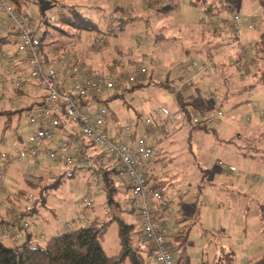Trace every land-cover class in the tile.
<instances>
[{"label": "rangeland", "instance_id": "rangeland-1", "mask_svg": "<svg viewBox=\"0 0 264 264\" xmlns=\"http://www.w3.org/2000/svg\"><path fill=\"white\" fill-rule=\"evenodd\" d=\"M8 1L16 8V0ZM23 1L20 12L35 23L39 20L38 4L46 9V18L51 12L46 7L54 6L48 0ZM190 2L59 0L65 7L77 8L96 29L80 32L76 38H67L65 44L68 46L62 53L64 60H61L65 62L64 66L58 62H51V65L65 68L76 62L86 72L112 78L130 74L140 66L146 69L141 87L133 90L132 85H129L124 90L102 93V106L117 118L115 130L118 128L120 131L129 120L136 118H150L158 125L156 112L162 108L170 112L178 122L177 126L183 122L185 127L192 126L180 112L177 97L183 102H195L198 108L187 106L191 118L221 112L223 116L215 120L211 131L202 133L199 138L204 148L200 153L204 165L187 167L191 152L185 147V131L172 138L161 134L157 127L152 132L149 139L156 144L159 157L151 158L148 163H161L165 159L167 164H157L151 173L158 180L176 176V181H195L191 186L197 188L195 193L175 196L172 201H168L163 216L158 218L164 227V238L175 262L183 258L186 264H218L215 255L234 254L229 264H264V78L258 84L254 82L258 74L264 72V60L256 54V66L250 73L240 75L235 71L236 58L240 63L241 52L247 53L249 50L246 47L253 48L261 34H264V15L259 0H235L241 20V28L237 33L239 40L227 43L225 39L219 53H216L207 49L206 42L219 43L221 38H215L213 28L227 31V23L214 18L213 28L208 27L209 22H203L205 16L201 10ZM166 5L174 6V9L163 16L157 12V8ZM248 26L252 28L248 29ZM191 62L198 63V66L184 74L182 69ZM229 66H232L234 75L231 79L228 77L227 85L223 86L219 70L223 68L225 71ZM0 79L3 81L0 110L17 113L12 119L11 129L6 130L0 139L4 141L2 149L22 148L27 135L25 117L32 105L40 101L42 92L26 84L21 90L22 94L17 95L10 84L14 80L13 75L0 72ZM239 88L245 90L239 92ZM1 127L0 124V132ZM71 127V124H65L66 129ZM141 127L138 134L145 135V129ZM174 128L168 127L170 134L175 133ZM230 140L232 144H229ZM251 146L257 147V150H252ZM96 151L103 155L102 150ZM219 162L232 165L235 171L232 174L222 172ZM148 163L145 167L147 173ZM43 165L37 176L30 177L37 183L29 188L23 182L29 181L25 171L26 162L13 164L7 169L0 189V199L3 201L0 219L6 222L9 221L6 206L11 205L19 212L25 206H32L41 193L48 196L46 209L40 210L41 214L38 215L39 222L30 217L24 218L29 225L27 230L35 233V241L39 244H44L48 236L65 230L66 224H71V229L78 228L76 219L80 210L75 207V203L90 190L96 191L87 169L79 168L70 172L71 169L47 160H44ZM38 176L42 178H35ZM57 177L62 178L57 190L44 189ZM18 192L25 195L18 196ZM28 195H32L33 199L29 200ZM98 197L93 202L95 208L103 204L102 193H98ZM187 205L191 208H186ZM124 207L127 210L131 208L129 203ZM126 221L133 222L139 229L137 216L126 217ZM180 230H188L183 247H179L174 239ZM115 231L112 227L103 242V248L110 256L119 250ZM39 234H43L45 239H41ZM16 237L19 240L13 241L6 237H1V240L6 244H18L22 237L19 234ZM142 248L148 249L145 245ZM151 263L155 264L153 260Z\"/></svg>", "mask_w": 264, "mask_h": 264}, {"label": "built area", "instance_id": "built-area-1", "mask_svg": "<svg viewBox=\"0 0 264 264\" xmlns=\"http://www.w3.org/2000/svg\"><path fill=\"white\" fill-rule=\"evenodd\" d=\"M54 20L55 17L49 15V22L53 23ZM207 21V26L212 27L213 20L205 18L203 22ZM232 21L234 28L240 31V16L235 15ZM251 28L248 26V29ZM42 33L43 24L39 20L33 22L8 0H0V35L6 37L11 45L8 49H0V70L6 75L14 76L10 84L15 93H19L26 84H31L42 92L40 102L33 105L25 117L27 135L23 147L3 150L4 141L0 140V188L7 169L22 161L26 162L25 171L29 181H32V175L37 176L38 171L44 168V160L68 169H89L92 173L101 164V160L97 151L92 152L86 148V144L91 143L116 161V179L130 187L131 206L136 210L139 220L138 238L142 245L152 249L155 264H176L164 238V227L158 218L159 212L166 209L168 200L162 192L148 186L145 172L146 162L159 155L156 144L149 139L155 129L154 121L150 118L143 119V124L148 129L145 135L132 138L131 133L136 124L135 120H129L120 128V134L109 136L106 125L111 114L99 103L104 91L124 89L143 82L146 69L140 66L130 74L112 78L86 72L74 64L55 68L40 52ZM246 49L249 51L241 52L238 63L242 75L249 67L250 55L255 52L254 47ZM197 66L198 63L191 62L182 72L188 74ZM2 82L0 79L1 88ZM2 98L3 95L0 94V100ZM89 103L91 106H88ZM156 115L158 119L168 120L172 124L175 122L166 108L157 110ZM222 116L218 111L212 116H195L190 122L192 126L210 127ZM68 123L72 127L66 129L65 124ZM219 166L230 172L235 171L232 165L223 162H219ZM92 180L96 191L90 190L75 203V207L80 210L76 219L79 227L86 224L88 211L93 208V202L101 190L93 174ZM27 198L33 199L32 195ZM2 202L0 199V206ZM31 208L32 206H25L17 212L13 206H6L9 221L0 226V237L14 241L16 234H19L18 226L28 229L29 225L24 219L18 223V215L29 212ZM31 218L39 222L38 216ZM65 227L72 228L71 224H66ZM39 237L45 239L43 234H39Z\"/></svg>", "mask_w": 264, "mask_h": 264}, {"label": "trees", "instance_id": "trees-1", "mask_svg": "<svg viewBox=\"0 0 264 264\" xmlns=\"http://www.w3.org/2000/svg\"><path fill=\"white\" fill-rule=\"evenodd\" d=\"M26 1L27 0H25V2ZM48 1H51V4L54 6L49 5L46 8L51 11L49 15L51 17L54 16L55 20L53 23H50L49 18H46V9L41 4H38L39 21L43 24L40 52L49 63L58 62L64 66L65 62H62L61 60H64V58L62 59V53L68 46L65 44V42L68 41L65 40L71 37L76 38L80 32L95 30L96 26L93 25L90 20L83 17L77 8L65 7L59 3V0ZM22 2L24 1H15L16 9L18 11H20L19 9ZM190 3L194 7L200 9L206 19L215 18L221 22H225V24L227 23V31L226 29L213 28L215 31V38H221V41L219 43L214 41L206 42V46H208L207 49L219 53L220 48L224 45L225 39L227 43H235L239 40V36L237 35L238 30L234 28L232 21V18L235 15H238L235 0H191ZM259 3L262 14L264 15V0H259ZM173 9L174 6L166 5L157 8V12L164 16ZM227 32H229V34ZM2 45H9V41L6 37L0 38V49L3 48ZM254 48L255 53L250 55V57H253L254 59V57L257 56L256 54H258L259 57L264 60V34H261ZM53 58L57 60L55 61ZM253 59L250 58V62L253 61ZM238 63L239 59L236 58L235 71L237 74H240ZM73 64L77 65L76 62ZM244 74H247V70ZM141 85V83L132 84L133 90L141 87ZM112 98L113 97L110 99ZM177 102L184 119L191 124V116L188 112V107H198L194 102H183L178 99V97ZM16 114V112L0 110V124L2 125L0 138H3V134L6 130L11 129V122ZM110 114H112V112H110ZM158 123L159 120L157 118V124ZM135 124V128L131 133L132 138L139 135L137 127L139 128L138 125L140 124L143 129H145V133L148 131L143 124V119L137 118ZM154 124L155 128H158L156 121H154ZM191 128L205 133L211 131V126L204 127L194 125ZM120 131L118 130L117 134H120ZM86 148L92 152H96L97 149L91 143H87ZM254 150L256 151L257 148H254ZM98 158L100 160L106 158L107 162H103L104 164L101 162L100 165L98 164L95 170L92 171V173L90 172V174L91 176L92 174L96 176L97 182L101 186L104 200L103 205L106 211L105 217L103 216L101 218L93 219L88 218L86 224L83 226L76 229H65L62 232L48 236L45 239L44 244H39L35 241L37 239L35 233H29L27 229L18 226V233L22 237L20 243L6 244L0 237V264H152L151 260L154 262L152 249L148 247V249L145 250L142 248V244H140L141 241L138 238L139 231L137 225L133 222L126 221V217L131 218L132 216H137L136 210L132 206L128 210L124 207L128 203L130 205L132 201L131 198L125 197L126 194H128L130 187L124 182H120L116 179L117 166L116 161L113 158L107 156L105 153H103L102 158L98 155ZM78 169L79 168H72L70 172ZM36 178H42V176ZM61 182L62 178L57 177L44 189H52V191H55L58 189ZM28 185L29 188L33 186L30 184ZM159 191L161 192V189ZM41 192L42 191H40V193ZM120 193L123 194H121V199L119 198ZM18 194L19 196L25 195L23 192H18ZM47 197L48 196L41 193V195L38 196V199L32 204V208L29 212L19 213L18 223L21 219L26 217L31 218L40 215V210L42 211V209H46L45 202ZM4 224H8V222L1 218L0 226ZM112 227L116 230L119 250L115 255L110 256L105 252L103 242L108 231ZM187 234L188 230H180L179 233L174 236L179 247L184 246ZM16 240L18 239L16 238ZM233 259L234 255L224 254L217 258L216 263L225 264L224 262H228L229 264ZM176 264H186V260L180 258Z\"/></svg>", "mask_w": 264, "mask_h": 264}, {"label": "crops", "instance_id": "crops-1", "mask_svg": "<svg viewBox=\"0 0 264 264\" xmlns=\"http://www.w3.org/2000/svg\"><path fill=\"white\" fill-rule=\"evenodd\" d=\"M159 16H161V15H159ZM4 48V47H3ZM9 48V46L8 47H5L4 49H8ZM2 49V48H1ZM257 57V56H256ZM256 57H254V59H253V57H250L251 59H253V61H252V65L251 66H249L248 67V70H247V74L248 73H250V71H252V68L253 67H255L256 66V64H255V60H256ZM258 65V64H257ZM224 67H226V66H224ZM0 72L1 73H3V71L2 70H0ZM219 73H220V75H221V77L223 78L222 80H223V86H226L227 85V79H228V77H230V79L232 78V75H234L233 73H232V66H229V69H227V70H225V71H223V68H220V70H219ZM4 74V73H3ZM236 74H237V72H236ZM258 78L254 81V82H256V84H258L259 82H262L263 81V78H264V72H262L261 74H258ZM34 87V86H33ZM1 88V87H0ZM34 88H37V87H34ZM37 89H39V88H37ZM2 89H0V91H1ZM40 90V89H39ZM245 90V88L244 89H241V88H239L237 91H239V92H242V91H244ZM20 94H22V92L20 91L19 92ZM19 93H16L17 95L19 94ZM41 100V99H40ZM109 100H111V99H109ZM40 102V101H39ZM39 102H35V104L36 103H39ZM190 102H194L193 100H191ZM99 103L100 104H102L103 103V101H102V99H100L99 100ZM195 103V102H194ZM35 104H33V105H35ZM93 105H95L94 103H93ZM196 105V104H195ZM88 106H91V103H89L88 104ZM159 118V117H158ZM137 119V118H136ZM159 120V126H158V130L161 132V134H163L164 136H168V135H170V137L172 138V136L174 135L175 136V134H177V133H179L180 134V132H182V131H185L184 132V139H186L185 141H186V146L185 147H188V149H190V152H191V156L189 157V159H188V161H187V163H186V165H187V167H189L190 165H200V164H202V165H204L203 164V162H202V160H201V157H200V153L202 152V150L204 149L203 148V146H202V143H200V140H199V138H200V136H202V133H205V132H202V131H196V130H193L191 127L192 126H190V127H185V126H183V125H185V122H183L181 125H179V126H177V124H178V122L175 120V122L172 124V123H170V122H168V120H162V119H158ZM116 121H117V118H116V116H115V114L112 112V114H111V119H110V121L107 123V125H106V132H107V134L109 135V136H115L117 133H118V128L115 130V128H114V125L116 124ZM113 124V125H112ZM117 125H115V127H116ZM139 126V128L137 127V129H138V131H139V129H140V127H141V124L140 125H138ZM175 127L174 129L176 130L175 131V133L174 132H172L171 134H170V132H169V129H168V127ZM213 127V126H212ZM211 127V128H212ZM2 128V127H1ZM142 129H143V127H141ZM206 134V133H205ZM60 136H61V134H60ZM183 138V137H182ZM1 139V138H0ZM232 144V140H230L229 141V144ZM247 147H250L249 145H247ZM254 148H257V147H252L251 146V149L252 150H254ZM255 151V150H254ZM248 152V151H247ZM172 153H174V152H172ZM98 154V153H97ZM176 153H174L173 155H175ZM244 155H246V154H244ZM100 157L102 158L103 157V155H100ZM158 157H159V155H158ZM101 162H102V164H104L105 162H107V159L106 158H103V159H101ZM104 162V163H103ZM146 163H148V161L146 162ZM163 163V166L165 165V164H167L166 163V161H165V159H163V161H161V163L159 162H157V163H153L152 162V164H151V162H149L148 163V165H147V167H148V173H147V170H146V168H145V172H146V174H147V177H148V186H152V187H154L155 189L157 188L158 190H160L161 189V192H162V194L164 195V197H166V199L170 202V201H172L173 200V198L176 196V197H179V196H184L185 194H191V193H195L196 191H197V188H195V186H191V183H194L195 181H178V179H177V181L175 180V178H176V176H169V177H164V179L163 180H158V178L156 177V176H154V173H151L152 171H155V169L157 168V164H159V165H161ZM162 166V165H161ZM219 166V165H218ZM145 167H146V164H145ZM191 167V166H190ZM220 167V166H219ZM202 168H204V166L202 167ZM221 168V170H222V172H225V173H230V174H232V172H230V171H228V170H225L223 167H220ZM255 180H256V178H254ZM152 180V181H151ZM154 180V181H153ZM174 180V181H173ZM24 183H25V185L27 186V187H29V185L28 184H30V185H35L36 183H37V181H23ZM1 187H2V185H1ZM177 188L178 189H180V190H177ZM1 189V188H0ZM176 189V190H175ZM122 190H123V188H122ZM173 192L175 193V194H173ZM99 193H102V191L100 190L99 191ZM103 194V193H102ZM121 194L122 193H120L119 194V198L121 199L122 197H121ZM123 195V194H122ZM18 196H19V194H18ZM125 197H129V198H131V193H130V190H129V192H128V194H126V196ZM99 197H97V199H98ZM104 201V200H103ZM130 206H131V204H130ZM186 208H191V206L190 205H187V206H185ZM129 209V208H128ZM163 213H164V210L163 211H160L159 212V217L161 218L162 216H163ZM105 215H106V211H105V208H104V205L102 204V205H100V206H98L97 208H95L94 207V205H93V208L91 209V212L90 213H88L87 214V216H88V218L89 219H93V218H101V217H105ZM87 218V219H88ZM29 233H34V232H32V231H29ZM56 233H59V232H56ZM56 233H54V234H56ZM53 235V234H52ZM226 235V234H225ZM19 240V239H18ZM12 243V242H11ZM10 243V244H11ZM225 244V243H224ZM227 244V243H226ZM234 255V254H233ZM218 257H220V256H218V255H215L214 256V258H215V262H216V260H217V258ZM235 257V256H234ZM264 263V262H263Z\"/></svg>", "mask_w": 264, "mask_h": 264}]
</instances>
